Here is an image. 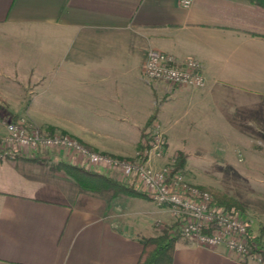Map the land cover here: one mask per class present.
<instances>
[{
    "label": "crops",
    "instance_id": "crops-1",
    "mask_svg": "<svg viewBox=\"0 0 264 264\" xmlns=\"http://www.w3.org/2000/svg\"><path fill=\"white\" fill-rule=\"evenodd\" d=\"M150 48L197 60L204 86L147 81L142 63ZM21 67L34 81L23 87L35 88L26 97L37 106L28 109L36 123L46 119L98 152L129 155L152 119L170 151L171 133L190 126L222 133V119L241 125L257 108L264 112V7L248 0H0V80L14 85L8 70ZM58 161L73 163L57 150L0 159V264H136L166 209L124 193L80 190L53 166ZM171 264H264V254L239 257L178 236Z\"/></svg>",
    "mask_w": 264,
    "mask_h": 264
},
{
    "label": "built area",
    "instance_id": "built-area-1",
    "mask_svg": "<svg viewBox=\"0 0 264 264\" xmlns=\"http://www.w3.org/2000/svg\"><path fill=\"white\" fill-rule=\"evenodd\" d=\"M190 1L179 0V3L188 6ZM142 73L147 81L164 82L171 87L201 88L205 84V76L197 60L178 59L154 48L145 53ZM153 137L151 144L159 155L160 134ZM52 149L62 152L76 165L117 173L121 181H131L152 202L167 206L175 216L180 234L195 244L207 248L225 246L239 257L262 255L260 250H250L245 219L214 206L209 191L187 182L172 173L169 167L156 169L140 158L132 161L96 152L69 133H48L22 118H6L0 114V159L34 158L40 155V151Z\"/></svg>",
    "mask_w": 264,
    "mask_h": 264
},
{
    "label": "rangeland",
    "instance_id": "rangeland-1",
    "mask_svg": "<svg viewBox=\"0 0 264 264\" xmlns=\"http://www.w3.org/2000/svg\"><path fill=\"white\" fill-rule=\"evenodd\" d=\"M8 73H14L16 79L14 85L12 80L7 81V84L10 85H6L0 80V114H4L6 118L19 117L26 123L38 126L39 123L36 122L39 119L28 115V109L33 104L26 97L29 95L26 88L29 90H35V88L32 86L23 87V84L34 81H26L27 72L22 67L14 72L8 70ZM15 82L20 83L21 86H16ZM33 106L37 108V106ZM261 110L262 108H257L253 120H241V122H245L241 125H237L235 122L232 124L225 118L222 119L221 128H219L223 131L222 133H203L202 129L193 126L184 129L186 134L171 133L170 151H167V136L160 124L150 119V130L142 137L143 141L132 154H107L132 161H137L140 158L142 162H146L147 165L156 169L163 166L169 167L172 173L180 175L187 182L205 189L211 194L216 192L230 199L236 210L228 212L239 215L250 224L251 231L259 236L260 246L264 250V112ZM45 120L40 119V122L44 123H40L39 127L45 130L55 127L54 131L65 132ZM248 121L253 122V127H247ZM177 125L180 126V124ZM156 133L160 134L161 138L159 155L156 154L158 151L151 144ZM53 150H42L40 155L49 154ZM164 157L167 161L165 160L159 166H154L151 161L149 162V160H160ZM104 173L114 179H119L117 173ZM127 183L134 187L131 181ZM134 189L139 190L135 187ZM105 191L114 193L113 189H105ZM124 194L149 199L141 193ZM158 207L166 209L167 216H163L161 220L158 219L154 223L156 235H160L165 230L169 235L182 236L177 229L175 216L171 210L164 205H158Z\"/></svg>",
    "mask_w": 264,
    "mask_h": 264
},
{
    "label": "trees",
    "instance_id": "trees-1",
    "mask_svg": "<svg viewBox=\"0 0 264 264\" xmlns=\"http://www.w3.org/2000/svg\"><path fill=\"white\" fill-rule=\"evenodd\" d=\"M252 3L264 7V0H248ZM51 133L55 128L46 129ZM55 167L61 169L69 175L80 190L87 191H102L105 189H113L114 193H141V191L134 189L127 182L120 179H114L103 172L79 166L74 163L58 161ZM145 195V194H144ZM213 205L223 210H236L231 200L219 193H212ZM247 237L251 251L260 250L264 254V250L260 246L259 236L251 231L250 224L247 222ZM175 236L169 235L165 230L156 236L145 237L142 240V252L136 264H171ZM261 248V249H260Z\"/></svg>",
    "mask_w": 264,
    "mask_h": 264
}]
</instances>
